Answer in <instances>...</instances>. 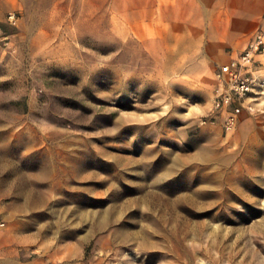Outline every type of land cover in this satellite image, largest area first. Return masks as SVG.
<instances>
[{
	"label": "rangeland",
	"instance_id": "374dc122",
	"mask_svg": "<svg viewBox=\"0 0 264 264\" xmlns=\"http://www.w3.org/2000/svg\"><path fill=\"white\" fill-rule=\"evenodd\" d=\"M108 1L0 0V258L264 264V54L234 126L214 108L264 8L185 49Z\"/></svg>",
	"mask_w": 264,
	"mask_h": 264
},
{
	"label": "crops",
	"instance_id": "0c3cea01",
	"mask_svg": "<svg viewBox=\"0 0 264 264\" xmlns=\"http://www.w3.org/2000/svg\"><path fill=\"white\" fill-rule=\"evenodd\" d=\"M107 6L116 22L168 24L170 43L187 49L197 46L203 30L213 32L211 24L215 23L225 24L216 38L242 40L259 20L264 0H109ZM177 30L181 31L179 38ZM44 259L4 254L0 264H45Z\"/></svg>",
	"mask_w": 264,
	"mask_h": 264
},
{
	"label": "built area",
	"instance_id": "2783aa9c",
	"mask_svg": "<svg viewBox=\"0 0 264 264\" xmlns=\"http://www.w3.org/2000/svg\"><path fill=\"white\" fill-rule=\"evenodd\" d=\"M259 54H264V30L256 29L241 52L220 65L215 73L218 90L214 99V108L224 113L226 128L234 126L242 105L240 99L253 89L254 77L249 74ZM236 100L239 103L229 109Z\"/></svg>",
	"mask_w": 264,
	"mask_h": 264
}]
</instances>
